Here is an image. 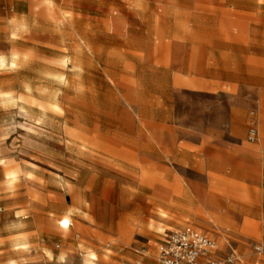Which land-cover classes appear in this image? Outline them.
<instances>
[{
	"label": "rangeland",
	"instance_id": "obj_1",
	"mask_svg": "<svg viewBox=\"0 0 264 264\" xmlns=\"http://www.w3.org/2000/svg\"><path fill=\"white\" fill-rule=\"evenodd\" d=\"M187 226L264 264V0H0V264Z\"/></svg>",
	"mask_w": 264,
	"mask_h": 264
},
{
	"label": "built area",
	"instance_id": "obj_2",
	"mask_svg": "<svg viewBox=\"0 0 264 264\" xmlns=\"http://www.w3.org/2000/svg\"><path fill=\"white\" fill-rule=\"evenodd\" d=\"M258 136V127L253 121L249 128L248 139L255 141ZM252 248L257 255L264 254V244L256 243ZM239 262L240 258L233 247L222 253L214 238L192 226L176 229L167 234L157 260V264H238Z\"/></svg>",
	"mask_w": 264,
	"mask_h": 264
},
{
	"label": "crops",
	"instance_id": "obj_3",
	"mask_svg": "<svg viewBox=\"0 0 264 264\" xmlns=\"http://www.w3.org/2000/svg\"><path fill=\"white\" fill-rule=\"evenodd\" d=\"M59 227L64 231V232H68V231H70V228H71V226L69 227V228H63L60 224H59ZM167 235V234H166ZM166 235H165V237H164V240H163V242L159 245V249H158V256H159V252H160V247H161V245L165 242V239H166ZM219 248H220V246H219ZM231 248V246L229 247V248H227V250H222L221 248H220V251L222 252V253H225V252H227L229 249ZM235 249V248H234ZM235 251H236V253H237V255H238V257L240 258V262L242 261V259H241V256H240V254H239V252H238V250L237 249H235ZM158 256H157V260H158ZM259 263V262H258ZM263 263V262H262ZM156 264H157V262H156ZM239 264V263H238ZM257 264V263H256Z\"/></svg>",
	"mask_w": 264,
	"mask_h": 264
},
{
	"label": "bare ground",
	"instance_id": "obj_4",
	"mask_svg": "<svg viewBox=\"0 0 264 264\" xmlns=\"http://www.w3.org/2000/svg\"><path fill=\"white\" fill-rule=\"evenodd\" d=\"M14 56H16V54L14 55ZM81 64V63H80ZM65 221H67V223H64ZM63 228H69L70 226H71V224H72V222L70 221V219H68V218H64V219H62L61 221H60V223H59Z\"/></svg>",
	"mask_w": 264,
	"mask_h": 264
},
{
	"label": "snow or ice",
	"instance_id": "obj_5",
	"mask_svg": "<svg viewBox=\"0 0 264 264\" xmlns=\"http://www.w3.org/2000/svg\"><path fill=\"white\" fill-rule=\"evenodd\" d=\"M64 223H67V221H65Z\"/></svg>",
	"mask_w": 264,
	"mask_h": 264
}]
</instances>
